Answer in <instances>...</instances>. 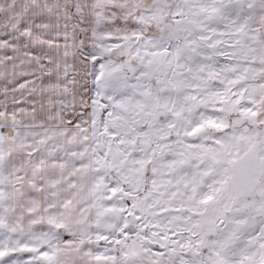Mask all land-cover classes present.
<instances>
[{"label":"snow or ice","instance_id":"1","mask_svg":"<svg viewBox=\"0 0 264 264\" xmlns=\"http://www.w3.org/2000/svg\"><path fill=\"white\" fill-rule=\"evenodd\" d=\"M0 264H264V0H0Z\"/></svg>","mask_w":264,"mask_h":264}]
</instances>
